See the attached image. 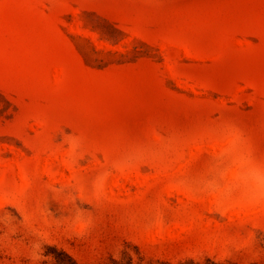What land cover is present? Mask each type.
Segmentation results:
<instances>
[{
    "label": "rangeland",
    "instance_id": "374dc122",
    "mask_svg": "<svg viewBox=\"0 0 264 264\" xmlns=\"http://www.w3.org/2000/svg\"><path fill=\"white\" fill-rule=\"evenodd\" d=\"M61 250L264 264V0H0V264Z\"/></svg>",
    "mask_w": 264,
    "mask_h": 264
},
{
    "label": "trees",
    "instance_id": "16d2710c",
    "mask_svg": "<svg viewBox=\"0 0 264 264\" xmlns=\"http://www.w3.org/2000/svg\"><path fill=\"white\" fill-rule=\"evenodd\" d=\"M40 264H78L69 254L64 251H58L51 262L43 260Z\"/></svg>",
    "mask_w": 264,
    "mask_h": 264
},
{
    "label": "snow or ice",
    "instance_id": "6c2138e0",
    "mask_svg": "<svg viewBox=\"0 0 264 264\" xmlns=\"http://www.w3.org/2000/svg\"><path fill=\"white\" fill-rule=\"evenodd\" d=\"M101 38H109V37H107V36H105V35L102 34Z\"/></svg>",
    "mask_w": 264,
    "mask_h": 264
}]
</instances>
